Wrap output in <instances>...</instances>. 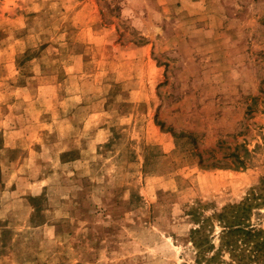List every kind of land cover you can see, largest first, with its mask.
I'll return each mask as SVG.
<instances>
[{"label":"rangeland","instance_id":"obj_1","mask_svg":"<svg viewBox=\"0 0 264 264\" xmlns=\"http://www.w3.org/2000/svg\"><path fill=\"white\" fill-rule=\"evenodd\" d=\"M246 201L264 0H0V264H198Z\"/></svg>","mask_w":264,"mask_h":264},{"label":"trees","instance_id":"obj_2","mask_svg":"<svg viewBox=\"0 0 264 264\" xmlns=\"http://www.w3.org/2000/svg\"><path fill=\"white\" fill-rule=\"evenodd\" d=\"M248 201L231 205L218 217L223 230L217 245L204 220L194 233L193 244L197 250L198 264H264V229L249 222Z\"/></svg>","mask_w":264,"mask_h":264},{"label":"crops","instance_id":"obj_3","mask_svg":"<svg viewBox=\"0 0 264 264\" xmlns=\"http://www.w3.org/2000/svg\"><path fill=\"white\" fill-rule=\"evenodd\" d=\"M93 19H90V21H92ZM94 21V20H93Z\"/></svg>","mask_w":264,"mask_h":264}]
</instances>
